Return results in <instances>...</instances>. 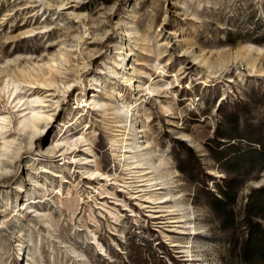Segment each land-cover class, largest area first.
<instances>
[{"label": "rangeland", "instance_id": "1", "mask_svg": "<svg viewBox=\"0 0 264 264\" xmlns=\"http://www.w3.org/2000/svg\"><path fill=\"white\" fill-rule=\"evenodd\" d=\"M226 113L264 128V0H0V264H238L181 171L219 193Z\"/></svg>", "mask_w": 264, "mask_h": 264}, {"label": "trees", "instance_id": "2", "mask_svg": "<svg viewBox=\"0 0 264 264\" xmlns=\"http://www.w3.org/2000/svg\"><path fill=\"white\" fill-rule=\"evenodd\" d=\"M225 119L233 125V131H237V134L218 133L209 147L213 158L228 175L222 184H217L219 193L209 190L208 183L215 179L206 173L192 148L188 149L181 171L209 195L212 210L221 219L224 230H236L241 225L244 236L237 237L233 246L238 264H264V185L248 196L241 221L235 211L242 186L258 178L264 171V128L259 127L243 135L237 130L238 116L226 113ZM226 139L228 141H222Z\"/></svg>", "mask_w": 264, "mask_h": 264}]
</instances>
